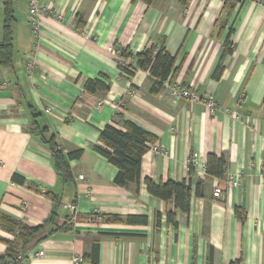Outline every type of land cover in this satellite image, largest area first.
Wrapping results in <instances>:
<instances>
[{
    "label": "crops",
    "instance_id": "obj_1",
    "mask_svg": "<svg viewBox=\"0 0 264 264\" xmlns=\"http://www.w3.org/2000/svg\"><path fill=\"white\" fill-rule=\"evenodd\" d=\"M6 1L0 0V43ZM36 1L44 10L39 37L29 25L31 0H11L12 62L0 65V214L29 227L55 217L28 246L24 264H264V0H243L233 9L225 0ZM118 47L135 56L164 48L175 58L174 71L154 92L149 72L132 78L121 72ZM89 80L110 89L87 92ZM174 83L200 101L174 100L168 89ZM207 100L216 103L214 114ZM123 122L156 138L142 160L138 194L135 185H116L118 170L94 150L107 125L123 130ZM51 138L64 155H75L67 180L55 170L45 143ZM209 155L226 160L224 179L206 175ZM228 177L239 185L227 188ZM146 178L190 182V212L149 194ZM3 240L12 235L0 228V257ZM39 252V258L27 255Z\"/></svg>",
    "mask_w": 264,
    "mask_h": 264
},
{
    "label": "trees",
    "instance_id": "obj_2",
    "mask_svg": "<svg viewBox=\"0 0 264 264\" xmlns=\"http://www.w3.org/2000/svg\"><path fill=\"white\" fill-rule=\"evenodd\" d=\"M106 1V0H102ZM140 1L147 6L153 5L156 0H132ZM243 0H225V7L233 9L237 2ZM11 0H7L5 3V20L3 26V41L0 43V65H11L12 59V23L14 21L13 10L11 8ZM228 48V47H227ZM226 53H230V49H226ZM119 53V57L123 62H128V65L120 64V70L127 77L132 78L139 70L149 72L150 78L153 81L152 91L159 92L164 84L169 80L175 67V58L171 56L164 48L157 49L156 47H150L138 55H132L128 50L116 49ZM223 72L222 64H219L217 70L214 73L216 78H219ZM84 89L87 92L96 94L97 92H108L109 84L100 80H89L85 83ZM122 115L119 114V117ZM156 138L130 122H123V130L118 129L114 125H107L100 135L99 144L95 146L96 153L104 157L109 164L114 166L118 172L115 178V184L126 188L129 185L136 186V193H139L142 184V160L144 155L150 150V147L154 145ZM48 144L54 167L57 174L64 180L70 178L69 158L73 156H66L63 154L60 147L57 145L54 138L45 141ZM206 175L208 177L224 179L227 172V162L224 157H217L215 155H209L207 157ZM190 175L193 174V167L189 169ZM13 181L24 184L25 180L18 176H13ZM143 183L152 196L160 199L163 202H173L175 211L181 213H189L191 207V184L190 182H173L167 183H155L149 178L143 180ZM199 189L197 188V192ZM48 198H51L56 203V197L51 194H46ZM238 219L243 222L244 214L240 209L236 210ZM101 220L115 223H125L128 225H144L147 223L146 217L130 216L126 218H119L118 216H106L96 215L92 219L96 220L97 217ZM87 219L89 221L92 220ZM168 222L174 227H177L176 214L174 212L168 213ZM55 224L54 214L43 225L38 227H29L23 223L14 221L13 219L0 214V228L12 235V240H3L7 250L5 255L0 257V264H24L23 261H19L18 257L24 255L28 249V246L37 237L47 230L49 225ZM57 229V228H56ZM52 232H50L51 234ZM92 264H96L92 262ZM231 264H242L241 260H237Z\"/></svg>",
    "mask_w": 264,
    "mask_h": 264
},
{
    "label": "built area",
    "instance_id": "obj_3",
    "mask_svg": "<svg viewBox=\"0 0 264 264\" xmlns=\"http://www.w3.org/2000/svg\"><path fill=\"white\" fill-rule=\"evenodd\" d=\"M43 11L44 10L41 9V7L39 6V3L36 0H31L30 7H29V25H30V28H31L33 35L35 37H39L40 33H41L40 17H41V15L44 14ZM117 55H118V59H119L120 64L123 65V63H124V65H128L129 61L125 63L119 57L118 52H117ZM35 68H36L35 62H33L32 60H29L27 62V65H26L27 72L32 74L34 72ZM168 89H169L170 95L176 101L181 100V99L188 100L191 103H196V102L200 101V98L198 97V95H196L195 93H193L189 89L183 88L179 84H176V83L171 84L168 86ZM206 106L209 108V110L211 111L212 114L215 113V111L217 109V105L215 102H213L212 100H207ZM45 112L49 114L51 111L48 109ZM226 113H231V110H226ZM234 118L239 119L237 116H235V114H234ZM153 149L159 153L166 154V152L164 150H159L158 147H153ZM195 159L196 158H194L192 160V163L196 162ZM225 184H226L227 188L237 187L239 185V179L238 178L236 179L235 177H228L225 180ZM221 195H222L221 188H219V187L215 188L214 193H213L214 198L218 199ZM27 255L28 256L31 255L35 258H39L43 254L41 252H39V253H35L34 255L32 253H29ZM18 260L23 261L24 260L23 256L20 255L18 257Z\"/></svg>",
    "mask_w": 264,
    "mask_h": 264
}]
</instances>
